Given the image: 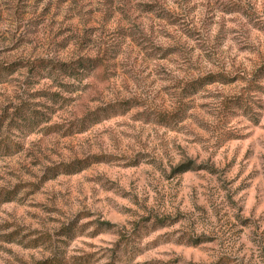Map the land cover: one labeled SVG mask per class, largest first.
<instances>
[{"label":"rangeland","instance_id":"374dc122","mask_svg":"<svg viewBox=\"0 0 264 264\" xmlns=\"http://www.w3.org/2000/svg\"><path fill=\"white\" fill-rule=\"evenodd\" d=\"M2 189L0 264H264V0H0Z\"/></svg>","mask_w":264,"mask_h":264},{"label":"trees","instance_id":"16d2710c","mask_svg":"<svg viewBox=\"0 0 264 264\" xmlns=\"http://www.w3.org/2000/svg\"><path fill=\"white\" fill-rule=\"evenodd\" d=\"M41 72H45V73H49V74L52 73V71H41ZM66 72H68V71H60V74L64 76V75H66ZM216 77L221 78L223 76L217 75ZM233 105L236 109L241 110L243 113L252 111L251 107L248 105L246 99L243 98V95L237 96L233 100ZM120 107H121V105H120ZM20 116H23L22 125L24 126L25 130H29L30 128H32L34 126V124L38 121L37 118H28V116L26 115V113L24 114V112H20ZM38 118H39V115H38ZM45 130H48V129H45ZM183 171H185V169H183ZM11 195H12L11 191H6L4 189L0 190V205L4 202L10 201ZM48 264H51V263H48Z\"/></svg>","mask_w":264,"mask_h":264}]
</instances>
